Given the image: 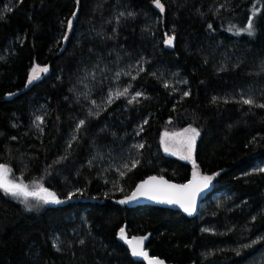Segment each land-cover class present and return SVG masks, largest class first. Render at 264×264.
Returning a JSON list of instances; mask_svg holds the SVG:
<instances>
[{"label": "trees", "instance_id": "trees-1", "mask_svg": "<svg viewBox=\"0 0 264 264\" xmlns=\"http://www.w3.org/2000/svg\"><path fill=\"white\" fill-rule=\"evenodd\" d=\"M160 3L0 0V179L61 201L0 188V264H143L124 228L169 264H264V0ZM187 127L193 161L167 156ZM196 168L197 216L120 203Z\"/></svg>", "mask_w": 264, "mask_h": 264}, {"label": "snow or ice", "instance_id": "snow-or-ice-1", "mask_svg": "<svg viewBox=\"0 0 264 264\" xmlns=\"http://www.w3.org/2000/svg\"><path fill=\"white\" fill-rule=\"evenodd\" d=\"M155 3L157 7H160L163 9V5L160 3V0H155ZM70 26V25H69ZM252 30V24L249 23V26L245 31H249L251 34ZM172 39L169 38L168 43L171 44ZM42 71H47V69H41ZM37 69H33V78H35V73ZM31 82V81H30ZM120 95V94H118ZM244 103L246 104H252L253 101L251 99L245 100ZM259 107H264V105H258ZM186 132H191V135L186 138V143L188 147V154L184 156V159H189L191 157L192 148L195 141V136L198 135L195 129H188L185 130ZM167 135V133L165 134ZM179 135H184L183 133ZM140 147H143V145H140ZM167 150V149H166ZM9 169L6 168L4 165H0V177H3ZM212 177L210 176H204L200 178V183L196 186V188H193L192 184L189 185H183L180 188H177L176 185L168 184L167 181L159 180L155 177L150 178L149 181H146L144 184L140 185V187L137 189L138 192H141L142 194H149L153 193L150 198L156 199L157 193L164 195L166 197V200L168 203H180L182 207L185 208V211H191L194 207V201H195V195L196 191H198L201 187H206L207 184L211 181ZM195 183V181L193 182ZM0 188H3L5 191L11 193L12 195H24L26 198L29 195L32 196H38L40 200H42L44 203H61V201L56 197V194L53 192H49L47 189H41L40 191L44 192L45 195L39 196L38 193H29L26 190V186L16 184V183H9L6 181V179H0ZM168 190H174V191H168ZM136 193H133L132 197H129V199H135ZM121 203H125L126 201H120ZM121 236L124 237V229H121ZM126 238V237H125ZM143 239L140 238L136 240L135 244L132 247V254L134 256H143L147 257V253L143 251L142 244ZM130 244H132V241H129ZM149 264H163L162 261L158 259L150 260Z\"/></svg>", "mask_w": 264, "mask_h": 264}, {"label": "water", "instance_id": "water-1", "mask_svg": "<svg viewBox=\"0 0 264 264\" xmlns=\"http://www.w3.org/2000/svg\"><path fill=\"white\" fill-rule=\"evenodd\" d=\"M155 178L157 179V181L163 180V181H167L168 184L176 185L177 188H180L183 185H189V184H192L193 188H196V186L200 183V179L193 178V177L189 181H187L186 183H183V184L170 181L164 177H155ZM149 180H150V178L145 180L141 184H139L131 192V194L129 196H127L126 198L121 200V201H126L125 203H121V202L120 203L123 205L129 206V207H133V208L141 207V206H152V207L164 208V209H169V210H173V211H178V212L182 213L183 215H185L186 217H194V216H197L203 202L205 201V199L209 196V194L211 192V187L209 186V184H207L206 187H201L198 191H196L193 209L191 211H185V208L182 207L180 203H168L166 200V197L164 195L157 193V198L152 199V198H150V196L153 193L142 194L141 192H138L137 189L140 187V185L144 184L146 181H149ZM194 181H195V183H193ZM168 191H174V190H168ZM133 193H136V198L135 199H129V197H132ZM44 195H45V193H44ZM124 234H125V236L123 237L124 244L128 248L130 255L133 258V260L138 261V262H142L143 264H149L150 260L158 259V260L162 261L163 264H169V263L165 262L164 260L159 259L158 257L152 256L151 253L148 250H146L144 244H142V248H143V251L147 253V257L134 256L132 254V247L135 244L137 239L129 238L127 233H126V228H124ZM129 241H132L133 243L130 244Z\"/></svg>", "mask_w": 264, "mask_h": 264}, {"label": "rangeland", "instance_id": "rangeland-1", "mask_svg": "<svg viewBox=\"0 0 264 264\" xmlns=\"http://www.w3.org/2000/svg\"><path fill=\"white\" fill-rule=\"evenodd\" d=\"M236 30H238V29H236ZM237 32H241V30L237 31ZM244 32L249 33V31H244ZM251 33H252V31H251ZM40 72H41L40 69H37V71L35 73V78H33V74H32L31 79L37 80L39 78ZM35 121L39 122V118L37 117V119ZM188 129H195V128L194 127H187L181 131L164 132L162 134V138H161L162 148H163L164 153L167 156L174 157V158L180 159L182 161H186V162L193 161L194 155H195V150H196V145H197V141L200 137V133L197 129H195L196 132L198 133V135L195 136V141H194V145L192 148L191 157L189 159H184L183 157L188 154V147H187V143H186V138L191 135V132L185 131ZM166 133H167V135H165ZM181 133H183L184 135L183 136L179 135ZM204 176L205 175L201 174V172L198 168H196L193 171V178L200 179ZM212 182H213V180L211 179V181L208 183L209 186L212 185ZM20 185L26 186V190L29 193H38L39 195L41 194L40 190L42 188L37 189L34 187H30V185H27L25 183H21Z\"/></svg>", "mask_w": 264, "mask_h": 264}]
</instances>
